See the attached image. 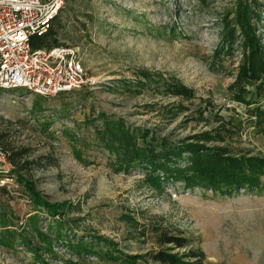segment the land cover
I'll return each instance as SVG.
<instances>
[{
    "label": "rangeland",
    "instance_id": "374dc122",
    "mask_svg": "<svg viewBox=\"0 0 264 264\" xmlns=\"http://www.w3.org/2000/svg\"><path fill=\"white\" fill-rule=\"evenodd\" d=\"M242 1L253 12L264 63V0H61L51 28L57 41L78 48L88 78L55 95L0 88V144L23 151L13 165L17 184H0V264H118L106 257V243L78 255L54 241L43 262L17 244L16 231L30 225L34 209L36 224L52 236L20 177L48 200L74 202L68 237L107 236L117 250L144 254L142 264H156L145 254L158 247L162 228L202 248V264H264V185L220 193L176 179L150 185L140 166L117 168L92 125L103 110L175 138L236 120L232 132L220 129L222 141L264 155V121L252 113L264 108V73L245 84L242 98L235 95L245 50L235 20ZM230 26L236 31L227 40ZM172 77L192 94L165 92L161 81ZM3 229L14 230L15 240Z\"/></svg>",
    "mask_w": 264,
    "mask_h": 264
},
{
    "label": "trees",
    "instance_id": "16d2710c",
    "mask_svg": "<svg viewBox=\"0 0 264 264\" xmlns=\"http://www.w3.org/2000/svg\"><path fill=\"white\" fill-rule=\"evenodd\" d=\"M252 13L250 6L242 1L235 14L237 27H239L240 36H242V45L245 47L242 53L243 60L236 70L235 79L240 85L235 94L237 98H242L239 91L244 90L245 84L252 83L255 78L264 73L260 41L255 35L250 19ZM234 31H236V27L230 26L225 39L229 40L234 35ZM30 42L32 46L39 47V45L48 46L60 41H57L50 26L42 34L33 35ZM151 80L153 81V78ZM158 81L157 79L156 84ZM161 84L165 92L174 95L181 94L185 98L193 92L192 87L181 84L173 77L163 79ZM252 113L255 115L257 123L260 124L264 121L263 107L254 106ZM97 115L100 122L95 123L92 120L94 134L114 154V164L117 165V168L128 170L132 166H140L144 171L146 182L150 185L158 187L163 180L176 179L182 181L186 186L195 184L204 188L209 187L219 193L231 192L238 186L249 190L264 185V181L262 182L260 179V175L264 173V155L235 151L222 141L224 138L222 130L232 132V128L237 124L236 120L228 126L217 124V126L208 129L172 138L167 133H158L147 126L142 127L128 123L121 116H113L103 110H99ZM1 147L7 152V159L10 163L16 165L15 156L20 150L12 151L2 145ZM21 165L19 164V167ZM20 179L24 180L34 205L43 208L47 213L49 231L52 236H49L36 224L38 210L34 209L36 211L30 213L29 216L32 221L30 225L21 232L16 231L17 244L31 251L42 262V252L54 253V241H61L66 249L78 255L90 251L98 253L99 251L94 250L93 246L106 243L107 246L104 248L106 257L117 261L118 264H142L146 260L142 253L129 254L117 250L112 245L113 241L107 236L97 234L94 239L81 236L75 239L68 237L66 230L71 227L73 219L68 217L67 213L73 208L74 202L48 200L40 195L30 180L21 177ZM2 226L8 228L7 223H2ZM3 231L4 236L9 233L11 239L15 240L14 230L3 229ZM32 236L35 239H32ZM1 240L10 244V241L3 237ZM156 241L158 247L148 250L145 254H149L151 260L156 261V264H202L204 257L202 248L191 245V240L186 235L162 228L157 233ZM181 247L184 250H180ZM140 257H143L144 260H138Z\"/></svg>",
    "mask_w": 264,
    "mask_h": 264
},
{
    "label": "built area",
    "instance_id": "2783aa9c",
    "mask_svg": "<svg viewBox=\"0 0 264 264\" xmlns=\"http://www.w3.org/2000/svg\"><path fill=\"white\" fill-rule=\"evenodd\" d=\"M60 2L0 0V88L21 87L30 93L55 95L86 82L88 76L74 44L34 47L30 42L33 35L51 26ZM13 167L0 145L1 185L17 184Z\"/></svg>",
    "mask_w": 264,
    "mask_h": 264
}]
</instances>
